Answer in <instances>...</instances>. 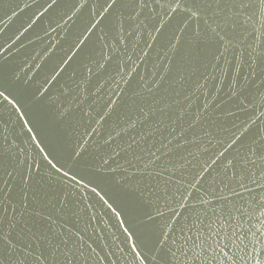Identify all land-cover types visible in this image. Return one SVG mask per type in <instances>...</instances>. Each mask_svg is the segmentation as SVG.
<instances>
[{
  "label": "snow or ice",
  "instance_id": "obj_1",
  "mask_svg": "<svg viewBox=\"0 0 264 264\" xmlns=\"http://www.w3.org/2000/svg\"><path fill=\"white\" fill-rule=\"evenodd\" d=\"M54 6L37 70L89 9L47 78L82 55L48 98L74 143L32 154L4 135L0 264H145L141 247L153 264H264V0H16L0 34L31 9L15 44Z\"/></svg>",
  "mask_w": 264,
  "mask_h": 264
},
{
  "label": "water",
  "instance_id": "obj_2",
  "mask_svg": "<svg viewBox=\"0 0 264 264\" xmlns=\"http://www.w3.org/2000/svg\"><path fill=\"white\" fill-rule=\"evenodd\" d=\"M15 2L16 0H0V9L7 10L9 7L14 6ZM64 2H66V0H61V3ZM58 10L59 9L54 6V8L50 10V13L45 14V17L41 18V20L22 36L19 41H16L15 44H13L12 41L15 39V36L19 34L20 26L24 22V18L30 15L31 9L19 12L5 29L4 33L0 34V92L4 93L3 96H0V133H3V135H0V142H3L4 135H7V143L11 144L15 141L19 148L25 150V153L28 152V149L31 150L32 154L38 153V149L35 148V145L38 143L39 139L42 143L40 147L45 146L46 150L50 151V155H52L54 151L60 155H66L71 151L74 143V138L71 136V133L65 131L63 125L58 126L53 122L56 105L48 103V98L61 90V84L68 83V74L73 68L78 66L79 62L83 59L82 55L78 54L77 58L67 66L65 72L61 74L57 81L49 85L47 84V78L58 66L57 62L61 61L63 57L61 51L62 47L70 43L72 37L84 29V22L87 19L89 9L85 8L75 18L76 22L72 24L69 30L68 39L62 41L61 45L43 61L42 67L37 70L35 65L40 62V56H36L35 59H33V56H35L38 50H41L40 54L42 56L43 52L46 51L48 47H51V37H44L43 40H36L34 37L40 36L46 31L44 27L45 20H54L55 13ZM116 11L117 9L115 7L111 9L105 19ZM157 11H159L158 7ZM125 15H127V11H125ZM103 22L104 21H102V23ZM173 23L167 25L159 34L156 43L161 47L164 46L167 36L171 34ZM0 27H3V25H0ZM59 31L60 30H58V32ZM95 35L96 33L94 30L88 44L85 45V50L91 49ZM134 35L135 33H133V36ZM57 38L59 37L57 36ZM144 39L146 41L147 37L145 36ZM45 41H49V43L45 44ZM8 45H11V47H8ZM149 52L148 65L150 67L151 57L155 52V47L150 49ZM111 68L112 65L109 64L105 70V74ZM143 69H145V65L142 63L141 68L134 74L128 86L129 89L136 83ZM148 74L150 75V71ZM98 79L99 77L94 78L93 84H95ZM212 84L214 87L215 82H212ZM44 86L48 88L49 91L43 97H40V91H43L42 88ZM225 87H227V83ZM91 90L92 88L90 86L89 91ZM250 91L254 90L250 89ZM104 92H106V88L101 90V94ZM5 97H7V99H5ZM91 99L92 97L89 98V102H91ZM105 123H107V121ZM257 123H259V121ZM5 128L7 129L6 133L4 132ZM29 128H33V131L29 132ZM36 134L37 138L31 141L30 136ZM41 164L42 166L43 164L46 165V161H41ZM105 219H107V217H105ZM112 223H115V221H112ZM73 227H75V225H73ZM112 230L115 231V229ZM101 231H104V229L101 228ZM86 238L93 243V246L97 248L101 255H104V249L100 246L98 241H91V237ZM105 238L107 239V236ZM125 250L129 251L127 248ZM139 250H141L142 255L148 253L144 256L146 261L145 264H153L150 259L152 255L151 251H149L147 247H141ZM113 258H115V256ZM130 259L129 257V260ZM161 259H164L163 255ZM105 260L106 264H110L107 257H105Z\"/></svg>",
  "mask_w": 264,
  "mask_h": 264
}]
</instances>
